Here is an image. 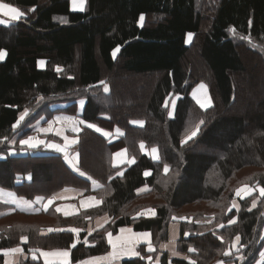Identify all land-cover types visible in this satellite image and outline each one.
<instances>
[{
  "label": "trees",
  "instance_id": "16d2710c",
  "mask_svg": "<svg viewBox=\"0 0 264 264\" xmlns=\"http://www.w3.org/2000/svg\"><path fill=\"white\" fill-rule=\"evenodd\" d=\"M3 1L20 8L24 16L0 23V50L6 53L0 60V186L27 198L51 194L65 185L89 189L87 177L77 176L59 153L18 154V145L12 142L26 135L29 125L53 103L70 102L67 110L73 112L75 101L84 98L81 116L85 120L123 131L107 143L85 126L76 146L79 168L89 170L103 183V188L95 190L103 197L100 210L113 218L104 226L110 225L113 231L130 224L134 229L158 231V239L164 236L172 216L191 217L195 220H178L176 245L184 253L195 248L189 255L196 264H215L222 258L233 264H254L264 240V197L255 207L250 203L253 196L240 199L237 210L230 204L239 184H264V168L252 171L239 183L228 180L241 167L264 166V0H85L83 10H72L69 0ZM232 28L238 35L229 31ZM188 32L193 37L186 43ZM246 36L251 42L242 39ZM117 46L120 50L114 58ZM194 48L208 77L200 70L202 77L191 74ZM38 59L44 60L43 67L38 66ZM121 72L159 75L151 87L144 86L134 96V90L119 78ZM199 78L206 82L211 97L207 109L199 108L190 95ZM100 81L107 82L109 92L103 91ZM129 93L134 99L122 104L123 94ZM173 94L178 97L170 117L165 101ZM25 108L28 115L14 128ZM132 119H142L144 124L133 125ZM200 119L204 124L197 136L182 145L185 129ZM89 135L103 146L101 162L93 169H86L83 163V141ZM140 141L157 146L160 159L154 161L140 152ZM119 145H125L135 158V163L125 166L122 176L115 174L120 168L110 162L113 149ZM10 148H15V153ZM164 164L170 166L167 173L161 171ZM56 168L58 175L64 172L67 178L53 183ZM144 169H150L151 174L144 176ZM25 172L31 173L30 181L16 182V175ZM49 182L48 187H41ZM145 184L150 190L138 193ZM149 193L161 199H143L138 207H154L153 217L118 213L132 198ZM200 200L207 201L213 210L177 211ZM7 207L2 205V209ZM94 211L99 209L87 212ZM232 216L236 222L229 224ZM104 226L88 234V244L82 240L85 230L78 235L67 229L42 233L41 226H32L34 234L25 232L28 240L22 242L18 226H3L0 249L17 243L25 250L68 247L71 261H76L108 250ZM237 235L240 240L232 247ZM227 247L231 252L225 256ZM2 261L0 253V264ZM160 261L185 262L184 258L169 259L167 254H162ZM20 264L43 262L27 259ZM114 264L145 263L129 257Z\"/></svg>",
  "mask_w": 264,
  "mask_h": 264
},
{
  "label": "crops",
  "instance_id": "0c3cea01",
  "mask_svg": "<svg viewBox=\"0 0 264 264\" xmlns=\"http://www.w3.org/2000/svg\"><path fill=\"white\" fill-rule=\"evenodd\" d=\"M12 6H14V5H12ZM69 6H70V8L72 10H80L79 8H76V9L73 8L71 0H69ZM39 60L42 61L43 59H38L37 60L38 66L39 67H43L44 64L41 65L39 63L40 62ZM81 100L84 101L83 105L80 103ZM69 104H70V102H64V101L53 103L50 106L51 109L49 111L44 112L42 115L37 117V119L35 121H33L29 125V132L26 135L21 136L17 140V142H15L18 145V147H16L17 151H15V148H10V152L11 153L17 152L18 154H26L28 152L59 153L61 155V157H62L63 162L68 167H70L72 170H74L68 164V162L65 160L64 153L61 152V151H58L55 148L45 147L44 144H39V145H37L34 148L29 147L28 145L20 144L21 140H24V139H26L29 136H33V137H35L38 140H44L46 142H53V143H57V144H61V145L65 144V141L63 139V135L68 136L69 140H72V139H76L77 140V134L80 131L79 132H72L70 126L66 127V123L67 122H65V121H59V122L53 123L52 131H49V132H41V131L37 130L38 128H47L49 126V121H55V118L57 116L74 117L77 122H79V121L86 122V123H76V127H78L80 130L82 129V127H85V126L88 127L87 124H89V123L94 124V123H92L90 121L85 120L81 116V113L83 111V107H84V104H85V99L84 98H79V99H77L75 101V107H74V111L73 112H70V111L67 110V107H68ZM54 108H57V109L53 111ZM61 108H65V109H61ZM139 120H141V119H134V120H131L130 123L133 124L132 121H139ZM133 125L141 126L139 124H133ZM58 128L59 129H63V135H59L58 136L56 134V129H58ZM99 128H101V127H99ZM117 128L118 127H115L112 130H107V129L101 128L104 131L111 133L112 134L111 136H105V135H103L102 132H97L93 128H91V129L94 130L95 132H97L102 138L106 139L107 143H108V141L109 142L112 141V140L115 141L116 139H118L121 136V135H118L116 133V129ZM118 129H120V128H118ZM120 131L122 132L121 129H120ZM46 135L57 136V139L52 138V137H47ZM140 145H141V142H139V144H138V149L140 150V152H142L145 155H147L150 159H152L154 161H157V160L153 159L152 155L150 154L151 153V149L153 147L157 148V146H154V145L153 146H146L144 144V149H141ZM67 150H68L69 154L71 156L76 157L77 161L79 162V155H78V152L74 148V144H69ZM121 150H126V149L122 145H119V146L115 147L113 149L112 153H111V157H110L111 165L114 166V167L120 168L115 174H117L118 172H123L125 166L131 164V163H128V161L134 157L133 155H129L127 153V151L125 152L124 157H122V158L121 157H116L115 153H117V152H119ZM157 154L159 155L158 148H157ZM121 160H123V162H119ZM146 171H148L151 174V170L150 169H144V171H143V175L144 176H146L144 174ZM161 171L163 173H165L164 172V165L162 166V170ZM149 175H147V176H149ZM29 176L31 177V173L30 172H25V173H23V175L21 173H18L16 175L15 181L16 182H21L22 180H24L26 182H29L30 181ZM84 177H87V176H84ZM100 184L103 185V183H100ZM244 186H240L239 188H243ZM247 186L249 188L253 187V186H250V185H247ZM66 188L70 189V191L65 192L64 189H66ZM88 188L89 189L85 191L80 186L65 185V186L55 190L53 193L49 194L50 196L43 197L44 199H43L42 202L33 203L31 208H29L27 211H24V212L25 213L33 212V211H36L35 209H37V208L44 209L43 205L47 204L48 199L50 197H52L53 195H55L57 198L55 200H53V202L51 204L53 205L55 210L59 207L61 209V211H59V212L61 214H63V215H65V212L69 213V215H70V214H74V213L78 212L80 209H93V208H95V206H98V205L101 204L100 198L97 197V195H95L96 194L95 190L99 189V188H93L91 181L88 182ZM0 189L4 190V192L2 194V198H0V208L1 209H2V205L6 204L7 206H9L8 209L14 208V209H17L18 211H20V207H18L17 204H15V203H11L10 201H12L13 199H18V198H23L26 201H35L36 197H38V196L35 195L33 198H27L26 196L17 194L13 189H9L7 187L0 186ZM144 189H147V190H144ZM138 190H140V191H138ZM138 190H137L138 193L148 192L150 190V186L145 184V185H142L141 187H139ZM256 190L259 191L258 188ZM254 191H252L251 194H249V195H244L243 192L240 195H237L236 192H235V195H234L233 199L231 200L230 208L237 210L239 208V200L242 199V198H246V197L251 196L254 193ZM8 193H13L14 197L8 196ZM39 197H42V196H39ZM88 197H94L95 200H88ZM97 200H99L100 203L97 204L96 203ZM253 200H257V198L255 197V198H253ZM81 201H84L85 205H87V206L82 205ZM233 201L236 202V204L238 205V208H234L232 206L233 205ZM51 204H49V205H51ZM21 206L23 207L24 205H21ZM148 209H155V208L152 207V206H144L137 213H135L133 215V217H153L154 215H152L150 212H148ZM138 213H141V214L138 215ZM155 213H156V209H155ZM106 214L105 215L104 214L100 215L97 218H95L94 220L92 219L93 224H91V225H93V226L95 225L96 227H99L100 225L104 226L106 223H104V219L103 218L105 216H107ZM178 220H180V219H176V220L171 219V222H169L167 227H166V231L164 232V236L160 237V238H158V239H156L154 241H153V234H154V232H158V231H154L153 232V231H151L149 229H134L132 227V225H130V224L120 225L115 230L107 232V233L110 232L112 234L113 241H116L117 237H123V238H125V240L136 241L132 246L135 248L136 251L140 252V256H121L119 259L110 261V259L108 258V254L113 251V248H112V244L108 243V245H109L108 250L106 252H103V253H100V254L90 255V256L84 257L82 259H78V260H76L74 262L73 261L71 262L70 255H69L70 264H80V262H82V261L87 262V264H114V263H117L119 260H121L123 258H129V257H138L141 260H143V262L145 264H150V262L146 258H142V257H146L148 255H151L153 257V261L151 262V264H156V257H159L158 264H161L160 259H161L162 254H167L169 259H171L173 257H178V258H184V260H185V262H172V261H169L168 264H190V261H194L192 259V257L189 255L191 252L189 250L187 251L188 253L181 252L177 248L176 242H175V250L177 252H179L180 255L173 256L171 254L170 248H162L161 247L162 244H168L169 240L172 239V236H173L174 233H175L176 240H177L178 233H179V230H180V226H179ZM198 221H200L199 223H207L210 220H198ZM122 228L131 229V232H127L126 231L124 233H121L120 230ZM107 233H106V237H107V240H108ZM141 233H149L150 236H149L148 240H144L143 238L139 237L138 234H141ZM186 233H188V232L186 231ZM263 233H264V225H263ZM149 240H150L153 248L155 249V251L152 252V253L148 252V242H149ZM89 243H90V241H89ZM117 243L119 245L120 243H123V241H117ZM72 244H71V246H72ZM16 247L22 248L21 243H19L17 245H14V246H9V247H5V248L0 249V253L2 255L4 264H15V262H17L19 259H22V260L33 259L32 258V251H31L32 249H37L38 248V249H42L43 251H49V252L57 250V249H61V250L69 249L68 247H64V248L63 247H58V248H56V247H51V248L37 247V248H28L27 250L22 248L23 249L22 253H8L7 255H5L4 252L2 251L4 249H11V248H16ZM225 251H229V253H230L231 252V247H227V249ZM261 253H264V240H263L261 248H260V250H259V252L257 254V257H256V259L254 261V264H264V258H262ZM36 256H37V259H39L44 264V257L42 255H40L39 252L36 253ZM50 259L54 260V264H60L59 258L50 257ZM219 261H223V264H233L231 261L225 260V258L218 259L215 262V264H218Z\"/></svg>",
  "mask_w": 264,
  "mask_h": 264
},
{
  "label": "snow or ice",
  "instance_id": "6c2138e0",
  "mask_svg": "<svg viewBox=\"0 0 264 264\" xmlns=\"http://www.w3.org/2000/svg\"><path fill=\"white\" fill-rule=\"evenodd\" d=\"M71 3H72V6H73L74 9L79 8L80 10H83L84 4H85V0H71ZM32 11H35V9L33 8ZM0 14H2L5 17H9V20L0 19V23H4V24L9 23L10 20L11 21L19 20V19H21L24 16V13L18 7H14L11 4L4 3V2H2V0H0ZM60 19H61V22H66V20L64 18H60ZM143 21H144V15L141 14L140 15V18H139V22L142 24ZM249 24H251V21H249ZM229 31L233 35H238L236 33V30L234 28L230 29ZM192 36H193L192 33H189L188 34V40L189 41H191ZM242 39H246V40H249V42H251V37L250 36L242 37ZM253 46L255 47V45H253ZM119 50H120L119 49V46H117V48L113 51V57L114 58H115L117 52H119ZM262 50H264V49H262ZM5 55H6V53L3 50H0V60H3L4 57H5ZM39 63L41 65H43L44 64V61H40ZM56 70L57 71H61V69H60L59 66H57V69ZM100 84L103 85V91L105 93L109 92V86H108V84H107L106 81H100ZM200 90H204L205 91V96H204L203 99L198 95V91H200ZM192 95L196 99L197 104L202 109H207L208 107L211 106L212 101L207 97V95H206V86L203 83H201L198 86V89L193 90ZM80 103L83 105L84 101L81 100ZM171 104H172V109L174 110L175 109V106H176L175 100H172ZM165 106L167 107V102H166V105ZM28 112H29V109L28 108H25L24 111L20 114L19 119L16 121V124L13 125L14 128L17 125H19L22 120H24L25 116L28 115ZM168 115L171 117L173 115V111H169ZM59 121H65V122H67L66 123V127L67 126H70L72 132H79L80 131V129L78 127H76V123H86V122H83V121L77 122L74 117H61V116H57L55 118V121H49V126L47 128H38L37 130L38 131H41V132H49V131H52V125H53V123L59 122ZM132 123L133 124H139V125L142 126L144 124V121H142V120L132 121ZM202 124H204V120L203 119H200L198 122H196L194 124H190L189 127L185 129V136L181 140V144L183 145L188 140H191L192 138H194L195 136H197V134H198V132L200 130V126ZM87 126L89 128L95 129L97 132H102L103 135H105V136H111L112 135L111 133L106 132L103 129L99 128L95 124L89 123V124H87ZM116 133L118 135H123V133L118 128L116 129ZM56 134L58 136L59 135H63V129H59V128L56 129ZM5 139H7V138H5ZM63 139L65 141V144L64 145H61V144H57V143H53V142H46L44 140H38V139H36L33 136H29L26 139L21 140L20 141V144H22V145H28L29 147H32V148L36 147L39 144H44L45 147L55 148L58 151H61V152L64 153L65 160L68 162V164L75 171H77L81 175H87L86 173L81 172V169L78 166V161H77L76 157L71 156L69 154L68 150H67L68 149V145L69 144H75V143H77V140L76 139L69 140V137L66 136V135H63ZM12 142L15 143V141H12ZM140 147H141V149H144L143 142H141ZM125 152H126V150H121V151L115 153V156L122 158V157H124ZM150 154L152 155L153 159H155V160H159L160 159V156L157 154V148L153 147L151 149V153ZM119 162H123V160H121ZM128 163H135V158L133 157L132 159H130L128 161ZM169 168H170V166L168 164H164V172L165 173H167L169 171ZM144 174L147 176L150 173L148 171H146ZM117 175L122 176L123 173L122 172H118ZM109 178L111 179V177H109ZM29 179H31L30 176H29ZM88 179L92 182L93 188H103L104 187L98 181L92 179L91 176H88ZM249 179H251V178H249ZM257 188L259 189L260 196L264 197V187H259L258 184L255 185L252 188H249L247 185H245L243 188H238V189H236V194L237 195H240L243 192L244 195H249V194H251L252 191L256 190ZM144 190H147V189H144ZM64 191L67 192V191H70V189H67L66 188V189H64ZM138 191H140V190H138ZM3 192H4V190L3 189H0V198H2ZM8 196L14 197V194L13 193H8ZM56 198L57 197L55 195H53L52 197H50L48 199L47 204H44L43 205L44 209H47L48 205L51 204L53 202V200H55ZM43 199H44L43 197H39L38 196V197H36V200L35 201H26L23 198H18V199H13L10 202L17 204V206L20 207V210L21 211H27L29 208H31V206H32L33 203L42 202ZM101 199H103V197H101ZM88 200H95V198L94 197H88ZM96 203L98 204V203H100V201L97 200ZM81 204L84 205V206H87V205H85V202L84 201H81ZM21 205H24V206L22 207ZM255 205H256V200H253L252 206L255 207ZM232 206L234 208H238V205L236 204L235 201H233V205ZM35 210L36 211H40V208H37ZM56 210L58 212L61 211V209L59 207ZM230 210L231 209H229V211ZM148 212H150L152 215H155L156 214L155 213V209H148ZM3 214H5V213H0V215H3ZM140 214L141 213H138V215H140ZM65 215H69V213L65 212ZM85 218L86 219H90L89 217H85ZM103 219H104V222L106 223L107 220H108V217L105 216ZM172 219L173 220H176V219H186V218L185 217H176V216H173ZM197 222L199 223L200 221H197ZM210 222L211 221H209V223ZM235 222H236L235 218L230 219L228 221L229 224H233ZM100 226L102 227V225H100ZM218 226L219 227H222L223 225H218ZM47 231L48 232L65 231V229H60V228L53 229V228H49V229H47ZM67 231L76 233L78 235L80 233L81 229H79V228H69V229H67ZM92 231H95V229H89V235L91 234ZM120 231H121V233H124L126 231L127 232H131V229H124V228H122ZM185 235H188V233H185ZM107 236H108V243L112 244V248H113V251L108 254V258L110 259V261L119 259L121 256H140V252L136 251L135 248L132 246L136 241L125 240V238H123V237H117L116 241H113L112 234L110 232L107 233ZM138 236L141 237V238H143L144 240H148L150 234L149 233H141V234H138ZM221 239H223V237H221ZM21 240L26 242L28 240V237L27 236H21ZM239 240H240V236L237 235L236 238H235V241L233 242V245L232 246L235 247V244L238 243ZM117 241H123V243H120L118 245ZM175 242H176V236H175V233H174L173 236H172V239L169 240L168 244H162L161 247L162 248H170L171 254L173 256L180 255V253L175 250ZM84 243L85 244H88L89 241L85 238ZM75 246H76V243L74 242L72 244V247L74 248ZM2 251L4 252L5 255H7L8 253H22L23 252V249L20 248V247H16V248H11V249H4ZM31 251H32V258H33V260L37 259L36 253L39 252L40 255H42L44 257V264H54V260L50 259V257L59 258L60 264H70V261H69L70 249H63V250L57 249V250H54V251H51V252H49V251H43L42 249H32ZM154 251H155V249L153 248V246H152V244H151V242L149 240V242H148V252L149 253H152ZM189 251L190 252H195L196 249L195 248H192V247H189ZM237 252H239V249L238 248H237ZM223 255L228 256V255H230V253H229V251H224L223 252ZM261 256H262V258H264V253H261ZM142 258H146L150 262V264L153 261V257L151 255H148V256L142 257ZM240 258L243 259L242 256ZM158 261H159V257H156V264H158ZM80 264H87V262L82 261V262H80ZM190 264H196V262L195 261H190ZM218 264H223V261H219Z\"/></svg>",
  "mask_w": 264,
  "mask_h": 264
},
{
  "label": "rangeland",
  "instance_id": "374dc122",
  "mask_svg": "<svg viewBox=\"0 0 264 264\" xmlns=\"http://www.w3.org/2000/svg\"><path fill=\"white\" fill-rule=\"evenodd\" d=\"M3 2H5V1H3ZM15 7H17V6H15ZM0 18L4 19V20H9V17H5L2 14H0ZM189 33H191V32H188L186 34V43L190 42L188 40V34ZM194 51H195V56H194V60L191 62V72H192L191 74H195L196 76H198V75H200V72H199V70H200V71H202L201 75L208 77V74L206 73L204 65H203L201 59L198 57V53L196 52L195 48H194ZM39 61H41V60H39ZM107 74L111 75L112 72L109 71V72H107ZM158 75L159 74H155V73L135 74V73H128V72H121L120 75H119V78H121V80H123L122 82H124L127 86L129 85L131 87L132 92L134 90V96H136L139 92L144 90V86H150L151 87V85L154 83V81H155V79H156V77ZM201 75H200V77H202ZM111 77H113V76H111ZM201 83H203L206 86V95L211 100V97H210L206 82L203 79L199 78L198 81L195 82V84L193 85V87L190 90V95H191V97L193 98V100H194V102L196 104H197L196 99L193 97L192 93H193V90L198 89V86ZM150 87L148 89V92L150 90ZM147 95H148V93H147ZM198 95L203 99L204 96H205V91L204 90L198 91ZM134 96H132L131 93H129V95L128 94H123V99L125 98L126 100L122 99L121 100L122 104H124V105L129 104L134 99L133 98ZM177 97H178L177 94H173L170 97H167L165 103L167 102L168 113H169V111H173L171 102H172V100L176 101ZM128 98H130L131 101H129ZM117 101H118V99H117ZM198 107L201 108L199 105H198ZM132 120H134V119H132ZM96 125H98V124H96ZM98 126L103 128V129H107V130H112L115 127H117V126H113L111 128H107V127H102L100 125H98ZM80 132H81V130H80ZM80 132L77 134V142L79 140ZM122 133H123V131H122ZM46 136L57 139V136H52V135H46ZM140 142H142V141H140ZM83 144H84L83 145V163L87 166L86 169L87 168L93 169L97 164H99L101 162L102 149H103L102 143H101V141L98 138L93 137L92 135L91 136L89 135V136L86 137L85 141H83ZM76 146H77V143L74 144V148L78 152ZM122 146L125 147V149L127 151L126 146L125 145H122ZM127 153H128V151H127ZM78 155H79V153H78ZM129 155H131V154H129ZM51 162H56V161L54 160V161H51ZM78 166H79V162H78ZM262 168H264V166H260L258 168L257 167H252V166L241 167L240 169L236 170L233 173V175H231L229 177L228 181H229L230 184L239 183L240 181L244 180L243 178H245V176L253 173L252 171L258 170V169L261 170ZM60 169H62V167H60ZM55 172H56V174L54 175V178H53V181H52L53 183L54 182H60V180H62L64 178H67V176L64 175V172H62V175H60V174L58 175V172H60L59 169H57V171H55ZM81 172H84L87 175H81L80 173H77V176H80V175H81V177L82 176H87L86 182L90 181L88 179V176H91L92 179H94V180L98 181L99 183H101V181L98 180L93 174H91V172L89 170L86 171L85 168H84V169H81ZM52 182L46 183L45 185H43L41 187L42 188L48 187ZM257 184L259 185V187H264V184H261V183H258V182H256V183H254V182L253 183H241L235 188L234 195H235L236 189H238L240 186L250 185V186L254 187ZM95 195H97V197H99L100 200H101V196L100 195H98L97 193ZM36 196L48 197L50 195L49 194L48 195L36 194ZM251 196H253V198H255V197L257 198L256 204L258 203V201L262 197V196H260V193H259L258 190H255L254 193ZM253 198H252V200H253ZM143 199L159 200V199H161V197L160 198L157 197L154 193H149L147 195H141V196H138L136 198L134 197L131 200H129L127 203H125L119 209L118 213L119 214L123 213V212L137 213L141 208L144 207V206L138 207L139 204H142V202H144ZM252 202L253 201L250 202L251 206H252ZM145 204H147V203L145 202ZM8 207H7V209H1L0 208V211H1L0 213L8 214V215L3 216L0 219V228H2L3 226L4 227L18 226L20 231L22 232L20 234L21 236H25V232H27V231L31 232L32 234H34L33 230L31 229L32 226H38V227L41 226L40 229H41L42 233L48 232L47 229H49V228H53V229H57V228H60V229L79 228V229H81V231L82 230L86 231L85 238L88 241L91 240L90 238H88L89 229H95L96 230L98 228H101L100 226L96 227L95 225L94 226L91 225V224H93L92 219L94 220L98 216L106 214V212H104L103 210H100L101 207L99 205L95 206V208L99 209L98 212L94 211L92 213H88L87 211H89L91 209H80L78 212H76L74 214H70V215L61 214L60 212L55 210V208L53 207L52 204L49 205L47 207V209H40V211H33V212L26 213V214H25L24 211H21V210L19 211L21 213L13 212V211H15L17 209H14V208L8 209ZM95 208H93V209H95ZM212 210H213V208L211 207V205L207 201L204 202V201H201V200L200 201H196L195 203H191V204L185 205V206L181 207L180 209H177V211H180V212H191V213H195V212H199V211L211 212ZM106 215L108 216L107 222L111 221V223H112L113 218H111V216H109L108 214H106ZM85 217H89L90 219H86ZM207 217H211V216H207ZM185 218H186V220H189V221H194L195 220V219H192L191 217H185ZM233 218H235V217L232 216L231 219H233ZM110 227H111L110 225L109 226H104V231H106L105 232V239H106L107 243H108V240H107V237H106V233L108 231H111ZM262 234H264L263 233V228H262ZM21 236H20V239H21ZM159 236H160L159 234H157V233L155 234V232H154L153 241ZM85 238H83L82 240L84 241ZM17 244H19V243H17ZM17 244H14V245H17ZM14 245H12V246H14ZM34 248H37V247H34ZM56 248H58V247H56ZM192 259H193V257H192ZM20 262H23V260L19 259L17 262H15V264H20ZM1 264H4L3 261H2Z\"/></svg>",
  "mask_w": 264,
  "mask_h": 264
}]
</instances>
